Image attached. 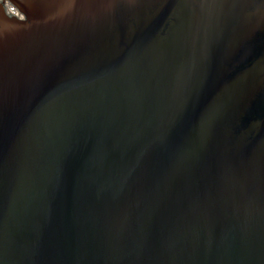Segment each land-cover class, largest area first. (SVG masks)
Masks as SVG:
<instances>
[{
	"label": "water",
	"instance_id": "water-1",
	"mask_svg": "<svg viewBox=\"0 0 264 264\" xmlns=\"http://www.w3.org/2000/svg\"><path fill=\"white\" fill-rule=\"evenodd\" d=\"M0 264H264V0H0Z\"/></svg>",
	"mask_w": 264,
	"mask_h": 264
},
{
	"label": "built area",
	"instance_id": "built-area-1",
	"mask_svg": "<svg viewBox=\"0 0 264 264\" xmlns=\"http://www.w3.org/2000/svg\"><path fill=\"white\" fill-rule=\"evenodd\" d=\"M11 9L13 10V11H15L16 12V14L19 16V17H21L22 15L20 14V13H18L13 7H11L10 5H8L7 4V10L10 12L11 11Z\"/></svg>",
	"mask_w": 264,
	"mask_h": 264
}]
</instances>
